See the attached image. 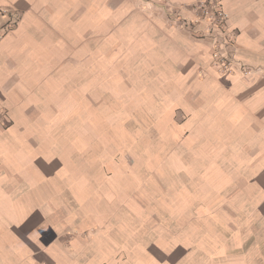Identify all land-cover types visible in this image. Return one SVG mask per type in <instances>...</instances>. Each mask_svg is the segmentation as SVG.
<instances>
[{
  "label": "crops",
  "instance_id": "crops-1",
  "mask_svg": "<svg viewBox=\"0 0 264 264\" xmlns=\"http://www.w3.org/2000/svg\"><path fill=\"white\" fill-rule=\"evenodd\" d=\"M166 1L171 8L148 0H0V11L12 13L0 31L14 25L0 39V111L13 119L0 130V264H264V0H213L235 36L234 66L213 84L199 83L197 106L189 101L191 71H182L192 59L182 27L197 19L189 7L203 0ZM105 40H150V76L182 78V108L199 124V138L214 141L213 165L206 158L201 166L213 176L181 192L185 206L197 188L201 215L209 213V223L199 218L197 242L185 231L181 242L143 240L137 209L127 208L133 198L117 201L79 175L64 135L23 132L79 124L83 61L85 107L93 110L95 41Z\"/></svg>",
  "mask_w": 264,
  "mask_h": 264
},
{
  "label": "rangeland",
  "instance_id": "rangeland-1",
  "mask_svg": "<svg viewBox=\"0 0 264 264\" xmlns=\"http://www.w3.org/2000/svg\"><path fill=\"white\" fill-rule=\"evenodd\" d=\"M211 1L203 0L189 8L192 12L197 11L199 5L205 3L207 6ZM217 9L220 10V6ZM207 10L195 11L197 16L199 14L197 19L182 27L192 39V59L182 68V71H191L189 101L192 106L198 105L200 82L213 84L216 74L232 71L226 69V64L234 66L235 40L230 44L228 36L215 26L212 15L215 10L211 7ZM10 14L6 9L0 11L5 18L1 19L0 27ZM228 31L235 38L230 29ZM155 41V48H158L161 40ZM150 44V40H105L104 44L95 41V77L93 84L89 82L94 89L93 110L87 113L85 107L87 78L83 61L78 72V84L82 87L79 124L55 122L28 126L23 132L64 135L68 164L78 165L82 171L79 175H87L95 187H99L98 192L103 191L111 198L117 200L119 195H124L127 202L133 198L132 206L128 204L127 208L134 211L135 206L137 209L134 217L137 223H142L143 240L154 241L168 235L171 243L172 240L181 242L185 239V231L197 242L198 223L200 219L203 224L209 223V213L201 215L205 207L195 197L197 188L190 189L192 195L185 206L181 192L184 184L192 183V187H198L204 181L203 177L213 176L210 172L202 173L201 166L206 164V158L207 164L213 165L214 141L199 138V124L197 121L193 124V114L182 108L186 98V94L180 92L182 78L168 79L162 72L150 76L151 69L146 66L153 51ZM200 51L205 59L198 57ZM104 63L109 67L108 71ZM155 63L163 70L165 61L157 59ZM68 77L70 81L71 77ZM66 102L70 100H64V104ZM41 115L47 118L49 114L44 111ZM10 118V112L0 111L1 131L13 127ZM206 153L211 156L206 157ZM157 233L160 237L150 236Z\"/></svg>",
  "mask_w": 264,
  "mask_h": 264
},
{
  "label": "built area",
  "instance_id": "built-area-1",
  "mask_svg": "<svg viewBox=\"0 0 264 264\" xmlns=\"http://www.w3.org/2000/svg\"><path fill=\"white\" fill-rule=\"evenodd\" d=\"M150 3H160L163 4L165 6H170L171 8V4L170 2H167L166 0H148ZM220 6L219 3H217L216 1H211L209 3V5H205V3L201 4L198 6L197 11H202L205 12L207 10V7H211L212 9H214L215 11H213V16L214 17V22H215V26L218 27L219 30H221V32L225 35L228 36V40H230V44H233L235 38L233 36H230L228 28H227V24H226V20H227V16L226 14L220 9H217ZM208 11V10H207ZM14 28L13 24H10L8 26H6L4 28L3 31H0V39L3 37V35L5 33H10ZM233 46V45H232ZM232 63H228L225 65L226 69L231 70L232 69Z\"/></svg>",
  "mask_w": 264,
  "mask_h": 264
},
{
  "label": "bare ground",
  "instance_id": "bare-ground-1",
  "mask_svg": "<svg viewBox=\"0 0 264 264\" xmlns=\"http://www.w3.org/2000/svg\"><path fill=\"white\" fill-rule=\"evenodd\" d=\"M161 123V122H160Z\"/></svg>",
  "mask_w": 264,
  "mask_h": 264
}]
</instances>
